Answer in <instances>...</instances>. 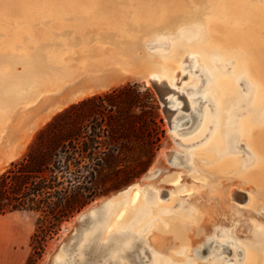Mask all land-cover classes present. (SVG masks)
I'll return each mask as SVG.
<instances>
[{"label": "rangeland", "instance_id": "1", "mask_svg": "<svg viewBox=\"0 0 264 264\" xmlns=\"http://www.w3.org/2000/svg\"><path fill=\"white\" fill-rule=\"evenodd\" d=\"M120 1L104 0L102 4L109 3L108 9L127 11L128 18H101L95 9L80 1L78 5L82 12L95 18H85L89 23L85 24L84 18H70L72 23L67 16H63V21L50 18V11L30 23L28 19L12 14L5 20L0 18V53H26L32 57L38 50L39 63L44 66L47 56L58 52L59 57L56 55L52 60L57 67L50 72L66 78L63 87L47 89L40 98L23 102L11 111L0 129V155L6 151L0 161V176L13 162L20 161L33 146L38 133L65 111L57 122L68 129L74 145L88 142V137L95 131L115 128L101 134L95 150L103 159L104 169H100L96 185L104 194L63 222L56 233L47 236L43 245L32 241L39 213L26 210L12 213L8 223L16 226L19 244L15 256L21 257L22 249L25 252V260L19 264H27L31 256L28 264H68L71 261L73 264H245L247 252L252 248L259 250H255L259 264H264V242L262 245L255 243L256 233L260 228L264 229V183L245 177V173L252 172L257 165V154L247 132L264 130V120L260 125L247 122L250 113L246 108L255 94L253 80L239 71L240 81L231 84L238 94L248 95L239 109L246 111L235 116L234 148L228 153L216 154L212 147L217 138L220 143L223 139L217 134L220 101L214 85L216 80L237 71L234 59L223 61V67L218 69L222 72L219 77L216 66L199 54L200 43L190 41L182 43L181 48L192 49L182 59L174 61L175 56L171 57L173 45L193 26L190 20L181 21L172 29L152 30L142 39L139 49L133 54L128 53L123 45L133 39L137 27H130L126 32H121L115 25L104 29L96 27L98 22L103 24L109 19V23L111 20L123 24L132 22L136 10L126 3L130 0ZM166 2L179 3L175 0ZM140 19L141 25L147 21ZM13 33L24 35L27 42L30 39L29 47L22 46V41ZM3 40L5 46L1 44ZM98 48L102 51H97ZM143 55L161 63L175 64L177 61L170 69H176L175 75L165 76L160 70L159 80L147 84L138 78L143 68L140 62ZM5 68L9 75H14L22 73L26 65L16 62ZM114 90L116 92L112 93ZM108 93L110 95L104 100L95 99L79 105L84 100ZM164 94L171 97L166 106ZM168 106L176 110L172 112ZM153 119L160 131V141L152 161L143 168L137 164V150L147 145L146 135L154 133ZM245 123L249 129L242 133ZM112 149L113 156H109ZM222 160H237L241 165L233 167L229 163L225 169L214 168L213 165ZM93 162L85 158L83 164ZM232 187L237 190L235 201L229 196ZM158 191L164 196L157 198ZM108 198V204L79 233L72 248L62 250L63 241L76 230L79 215ZM144 206L149 207L148 213L139 220L135 215ZM108 207L113 212L102 223L98 216ZM192 207L199 211L200 219L196 222L186 219ZM168 219H175L184 226L186 241L180 239L175 229L166 228L164 222ZM115 234L132 236L114 241Z\"/></svg>", "mask_w": 264, "mask_h": 264}, {"label": "bare ground", "instance_id": "2", "mask_svg": "<svg viewBox=\"0 0 264 264\" xmlns=\"http://www.w3.org/2000/svg\"><path fill=\"white\" fill-rule=\"evenodd\" d=\"M78 1L83 4L85 3V5L88 7H92L91 9L93 10L95 9L98 16L101 18L103 16L105 18L107 17L112 19L129 17V13L127 11L115 10L116 8L114 10L110 8L108 9L107 5L109 3L105 5L106 7L103 6L102 2L104 0H0V18L4 20L6 18H11L10 15L12 14L15 16L17 15V18L28 19V22L30 23L39 15L43 13L45 14L46 11H50V14L52 15V17L50 15V18L62 19L63 16H67V20L69 21L70 18H84V20L85 18H94L82 12L80 6L78 5ZM166 1L167 0H130L126 3L131 5V7H134L136 10L135 14L132 15L133 20H131V23H125L126 25L123 24V22L115 23L116 20L114 22H111V20L109 23V19L105 20L104 22L106 23L103 24L98 22L96 27L99 26L104 29V27L107 28L109 26L115 25L120 29L121 32H126L130 27H137L134 31L137 33L133 35V39L127 41L126 44L123 45L124 50L130 54H133L135 50L141 47L143 41L142 39L147 37L149 32L152 30L168 28L172 29L175 27L174 25L178 24L179 22L190 20L192 23H194L193 26H190L186 31L187 33L182 34L177 42L173 45L171 57L175 56L173 58L174 61L176 58L177 61H179L183 58L185 53H188L192 49L190 47H195L190 46V49L184 47L181 48L182 43L190 41H193L194 43H200L198 45L199 54L202 55V57L207 58L209 64L212 63L213 67L216 66L215 72L217 76L222 75V73H220L221 71H218V69L223 67V61H226L229 58L234 59L235 69H237V71L232 72L231 76L227 78H220L219 80H216L214 85V92L217 94L216 96H218L220 101L217 106V134L223 139V142L220 143L217 138L212 148L216 154L222 155L228 153L230 143L233 141V137L236 135V132L234 131L235 116L238 113L246 111L239 109L243 101L245 99V101H247L248 99V97L246 98L244 94H238L237 91L231 86V84L238 82L241 75L240 72L246 73L250 79L253 80L255 87V94L250 101V105L246 108L250 113L247 117V122H249V124L251 122H255L254 124L260 125V122L264 120V0H191L190 3H188L186 0H175L179 2L176 5L173 3L169 4ZM121 2L124 1L121 0L120 3ZM98 16L96 15V17ZM140 18H146L145 20L147 21L141 25L142 23ZM63 20L64 19H62V21ZM67 20L65 21L67 22ZM84 20L83 22L85 24L89 23L88 19H86L88 22L86 20L85 22ZM56 21L58 20L56 19ZM77 21L80 22L81 20L79 21L77 19ZM99 21L101 22L102 19H99ZM74 22L75 21H73V23ZM78 22H76V24H78ZM80 24H82V22H80ZM90 24H93L91 23V20ZM17 33H13V35H15L17 39L21 40L23 44L22 46L27 49L29 47L28 42H30V39L27 42V37ZM110 35H113V31L111 34L109 33V38L111 37ZM34 43H36L35 40ZM54 43L57 45V41ZM1 44L5 46V40L1 41ZM11 44L12 41L8 45L10 46ZM56 45H54V47ZM119 47H117V49ZM37 51L35 53L32 51L34 55H32V52L30 53L32 57H30L29 54L20 52V54L14 52H10L8 54L5 52V54L2 52L0 53V129H2L3 124L5 123L11 111L19 104L23 102H33L40 98L45 90L52 87L61 88L65 85L63 82L66 79H64V75L60 76L58 70L57 73L59 74L56 75H54L55 72L54 74H51L50 72L53 68L56 69L57 67V65H53L54 61L52 60L58 56V52L56 54L57 56H47V61L44 63V66H41ZM97 51H102V48H98ZM16 62L24 63L26 65V69L20 74L9 75L5 67L9 68ZM140 62L142 63L143 68L140 70L141 73L138 78L143 79L149 85H152L153 81L159 80L157 74L160 70L163 71L165 76L175 75L176 72V69H173V71L170 70L172 67H174L176 62L175 64H173L174 62L161 63L151 60L147 55H143ZM164 81L166 80L164 79ZM82 88H85V86ZM170 99L171 97L165 96L164 94L163 101L165 106L170 101ZM168 107L172 112L176 110V108H171L170 106ZM177 122L178 120L176 123ZM247 129H249V127H247V124L245 123V126L242 128V133L246 132ZM262 129H264V127H262ZM250 130L247 132V136L253 142L255 152L257 154V165L253 169V171H255L245 173V177H252L262 184L264 183V130H252L251 132ZM229 163H232L233 167L241 165V163H239L237 160H222L218 161V163L213 166L217 169H225L226 165ZM251 173L253 174L252 176H250ZM236 194V188L232 187L229 191L231 200L235 201ZM163 196L164 193L162 191H158L157 198H161ZM111 209L112 208L109 209L108 207V209H104V211L99 214L98 217L102 223H104L106 219L109 218V213L113 212ZM148 209L149 207L144 206L140 212L136 213L135 217L139 220L144 219L148 213L146 212ZM197 211L198 210L196 207H192L191 211L188 213V218L186 219L188 221L190 220V222L198 221L200 217L199 211ZM164 224H167V229H175L180 235V239L182 241H186L183 234L184 226L181 223L175 221V219H168L165 220ZM131 236L132 235H129L128 238H131ZM113 237L114 241L125 239L123 235L115 234ZM255 250L259 251L257 249ZM255 250L252 248V250L247 252L245 264H259L260 259L257 257L258 254L255 252ZM262 258L264 259V254H262ZM172 263L173 262L169 264ZM68 264H73V262H68Z\"/></svg>", "mask_w": 264, "mask_h": 264}, {"label": "trees", "instance_id": "3", "mask_svg": "<svg viewBox=\"0 0 264 264\" xmlns=\"http://www.w3.org/2000/svg\"><path fill=\"white\" fill-rule=\"evenodd\" d=\"M109 95L89 98L79 105L95 99L104 100ZM58 118L42 129L27 154L0 176V215L20 210L39 213L32 241L41 245L47 236L60 229L63 222L104 194L96 185L100 169L104 167L103 159L95 150L101 134L115 130L109 127L108 131L107 128L95 131L88 137V142L78 146L74 145L68 129L57 122ZM151 121L154 133L147 134V145L137 150L136 161L143 168L152 161L160 141L156 120ZM112 151L114 149L109 150V156H113ZM85 158L94 162L83 164ZM105 164L108 165V161ZM31 259L32 256L27 264Z\"/></svg>", "mask_w": 264, "mask_h": 264}, {"label": "crops", "instance_id": "4", "mask_svg": "<svg viewBox=\"0 0 264 264\" xmlns=\"http://www.w3.org/2000/svg\"><path fill=\"white\" fill-rule=\"evenodd\" d=\"M5 153L6 151L0 155V161L3 160ZM8 155L9 154L7 153L6 156ZM16 157L10 160L15 159ZM12 213L13 212L0 215V264H19L23 263L25 260V252L23 249L21 257L15 256L19 244L18 237L15 234L16 226L12 223H8L11 220L10 217Z\"/></svg>", "mask_w": 264, "mask_h": 264}, {"label": "water", "instance_id": "5", "mask_svg": "<svg viewBox=\"0 0 264 264\" xmlns=\"http://www.w3.org/2000/svg\"><path fill=\"white\" fill-rule=\"evenodd\" d=\"M108 201L109 198L105 200L102 204L94 208L85 210L79 215L76 224V230L69 236V238L63 241V243L61 244L62 250H70L72 248V243L73 241L78 239L79 233L82 232L84 228L93 220L94 215L108 204Z\"/></svg>", "mask_w": 264, "mask_h": 264}, {"label": "flooded vegetation", "instance_id": "6", "mask_svg": "<svg viewBox=\"0 0 264 264\" xmlns=\"http://www.w3.org/2000/svg\"><path fill=\"white\" fill-rule=\"evenodd\" d=\"M220 71H221V69H220ZM220 73H222V72H220ZM238 81H240V78H239V80ZM245 95V94H244ZM246 96V98L248 97V95H245ZM246 100V99H245ZM234 148V143H233V141L230 143V148H228V150H229V152H230V150L231 149H233ZM124 240H126L127 238H128V236H124ZM256 242H259L260 244L262 243L263 244V242H264V229L263 228H260L259 230H258V232L256 233V239H255V243ZM258 246V245H257ZM258 247H260V246H258ZM116 256V255H115ZM172 264H175V263H172ZM182 264H187L186 262H184V263H182Z\"/></svg>", "mask_w": 264, "mask_h": 264}]
</instances>
